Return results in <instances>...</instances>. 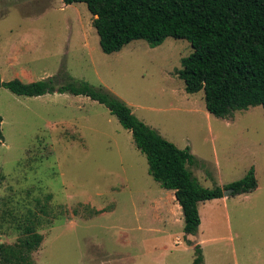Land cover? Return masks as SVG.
<instances>
[{"label": "rangeland", "instance_id": "1", "mask_svg": "<svg viewBox=\"0 0 264 264\" xmlns=\"http://www.w3.org/2000/svg\"><path fill=\"white\" fill-rule=\"evenodd\" d=\"M94 18L84 2L0 0L2 80L53 75L58 84L104 87L165 138L190 148L188 167L202 186H226L253 168L259 189L200 203L202 224L187 234L174 191L150 174L132 132L106 105L1 86L0 242L20 234L2 219L5 210L39 211L51 194L36 264H194L196 245L203 264H264L263 105L228 118L211 114L205 91L188 93L178 75L194 52L189 40L168 37L152 47L137 39L105 53Z\"/></svg>", "mask_w": 264, "mask_h": 264}, {"label": "trees", "instance_id": "2", "mask_svg": "<svg viewBox=\"0 0 264 264\" xmlns=\"http://www.w3.org/2000/svg\"><path fill=\"white\" fill-rule=\"evenodd\" d=\"M84 2L95 17L100 45L105 53L120 51L133 40L150 46L166 38H184L194 52L182 59L178 75L188 93L205 91L207 110L221 118L251 106L264 107V0H64ZM13 93L39 96L49 92L84 95L106 105L133 134L137 147L146 154L150 174L161 186L174 191L185 218V232L195 234L201 224L199 204L222 198L224 189L232 195L247 194L259 185L255 169L226 186L207 188L194 177L188 165L194 161L189 147L180 148L140 120L130 105L104 87L87 81L57 83L55 76L25 82L20 78L3 81ZM0 121L2 117L0 116ZM3 133L0 127V139ZM3 176L0 177V183ZM52 195L37 211L3 213L20 233L14 243L0 242V264H36L34 252L44 241L40 226ZM202 248L196 245L194 264H203Z\"/></svg>", "mask_w": 264, "mask_h": 264}, {"label": "crops", "instance_id": "3", "mask_svg": "<svg viewBox=\"0 0 264 264\" xmlns=\"http://www.w3.org/2000/svg\"><path fill=\"white\" fill-rule=\"evenodd\" d=\"M259 189V185H258V187L256 188V190H258ZM256 190H254V191H256ZM253 192V191H252ZM251 193V192H250ZM249 194V193H248ZM229 199V197L228 196H223L222 198H216V199H212V200H221V201H217V202H224V203H226L227 202V200ZM211 200V201H212ZM209 201V200H208ZM202 203V202H201ZM200 205V204H199ZM199 209H200V207H199ZM201 224H202V215H201ZM201 224H200V226H201ZM200 241H204L203 239H200Z\"/></svg>", "mask_w": 264, "mask_h": 264}, {"label": "water", "instance_id": "4", "mask_svg": "<svg viewBox=\"0 0 264 264\" xmlns=\"http://www.w3.org/2000/svg\"><path fill=\"white\" fill-rule=\"evenodd\" d=\"M232 192H233V189L232 188L227 189V190L224 191V196H228Z\"/></svg>", "mask_w": 264, "mask_h": 264}]
</instances>
